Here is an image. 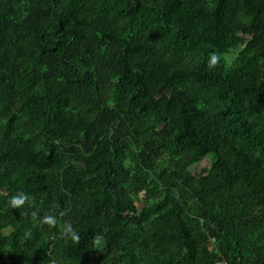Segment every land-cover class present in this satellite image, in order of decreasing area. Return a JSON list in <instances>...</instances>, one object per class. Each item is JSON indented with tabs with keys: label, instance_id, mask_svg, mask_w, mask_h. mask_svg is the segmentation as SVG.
<instances>
[{
	"label": "trees",
	"instance_id": "trees-1",
	"mask_svg": "<svg viewBox=\"0 0 264 264\" xmlns=\"http://www.w3.org/2000/svg\"><path fill=\"white\" fill-rule=\"evenodd\" d=\"M222 258L264 264V0H0V264Z\"/></svg>",
	"mask_w": 264,
	"mask_h": 264
},
{
	"label": "rangeland",
	"instance_id": "rangeland-1",
	"mask_svg": "<svg viewBox=\"0 0 264 264\" xmlns=\"http://www.w3.org/2000/svg\"><path fill=\"white\" fill-rule=\"evenodd\" d=\"M241 47H238L236 49H232L229 53L226 54V57L229 60H232L234 56L238 53ZM211 156L206 157L204 160L201 162L193 165L190 169L194 174H202L207 168L210 167L211 163Z\"/></svg>",
	"mask_w": 264,
	"mask_h": 264
},
{
	"label": "clouds",
	"instance_id": "clouds-1",
	"mask_svg": "<svg viewBox=\"0 0 264 264\" xmlns=\"http://www.w3.org/2000/svg\"><path fill=\"white\" fill-rule=\"evenodd\" d=\"M217 62V56L216 54H210V60H209V67L211 68L212 66H214ZM26 197H24L23 195H18V196H14L11 200V203L13 204V206H19L21 204L24 203Z\"/></svg>",
	"mask_w": 264,
	"mask_h": 264
},
{
	"label": "built area",
	"instance_id": "built-area-1",
	"mask_svg": "<svg viewBox=\"0 0 264 264\" xmlns=\"http://www.w3.org/2000/svg\"><path fill=\"white\" fill-rule=\"evenodd\" d=\"M217 264H228V262L224 258H222L219 261H217Z\"/></svg>",
	"mask_w": 264,
	"mask_h": 264
}]
</instances>
